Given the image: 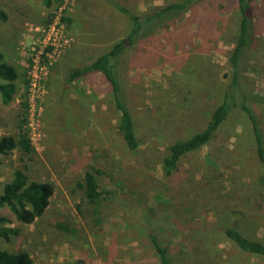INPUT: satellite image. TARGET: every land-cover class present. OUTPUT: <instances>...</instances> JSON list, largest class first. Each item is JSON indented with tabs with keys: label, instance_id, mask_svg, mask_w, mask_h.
I'll return each mask as SVG.
<instances>
[{
	"label": "rangeland",
	"instance_id": "rangeland-1",
	"mask_svg": "<svg viewBox=\"0 0 264 264\" xmlns=\"http://www.w3.org/2000/svg\"><path fill=\"white\" fill-rule=\"evenodd\" d=\"M169 1L60 0L45 7L41 0H0L7 14L0 24V51L18 74L13 100L0 101V135L16 133L19 101L24 97L33 147L29 155L17 150L0 155V190L16 170L54 185L43 214L31 224L15 221L18 235L6 241L0 238L1 248L24 249L33 264H64L74 259L84 264H158L145 227L130 209L144 205L169 213L168 181L156 162L157 152H163L172 138L198 130L206 104L218 101L237 29L233 9L228 5L220 9V0H207L166 28L133 45L125 43L116 68L140 142L134 153L120 137L118 114L102 79L88 75L67 82V75L125 37L130 22L116 5L142 14ZM51 13L54 16L47 24ZM251 57L242 86L264 95V64L257 60L264 58V29ZM259 111L264 119V107ZM253 150L248 120L234 111L210 144L182 159L178 178L195 179L196 193L201 185L216 189V195L218 190L226 192L232 179L256 178L261 172ZM134 158L145 159L149 165V173L143 176L144 195L124 180L125 164ZM91 166L102 171L97 177L102 194L96 205L84 199L78 186ZM204 201L199 196L202 206ZM225 207L219 206L217 215L206 211L197 215L213 254V261L206 264H264V259L240 250L225 237L221 226L232 218V211ZM165 219L155 228L159 236L176 244L177 235L184 238L177 244L176 264H201L197 242L187 246L188 235ZM243 223L248 233L264 235L262 228Z\"/></svg>",
	"mask_w": 264,
	"mask_h": 264
},
{
	"label": "trees",
	"instance_id": "trees-1",
	"mask_svg": "<svg viewBox=\"0 0 264 264\" xmlns=\"http://www.w3.org/2000/svg\"><path fill=\"white\" fill-rule=\"evenodd\" d=\"M59 1L41 0V3L45 7H50ZM205 1L207 0H172L163 5L152 6L142 14L133 12L125 6L116 5L130 22L125 37L114 42L108 50L88 63L74 67L68 72L67 82L88 75H97L102 79L118 114V132L129 152H136L140 142L131 109L123 96L116 68L120 55L125 51V43L129 42L133 45L154 32L166 28L170 23L184 16L193 6ZM223 1L218 2V7L220 9L226 5L232 7L237 19V29L228 55L230 68L222 93L214 104L210 106L206 104L208 110L203 112V125L198 130L172 138L163 152H157L156 162L168 181L165 196L171 198L169 213H165L166 209L144 205L130 209L135 212L134 218L145 227L148 242L158 264H176L178 261L176 254L179 249L177 244L184 242L183 235L176 236L179 242L176 244L171 240H163L155 231L164 216H167L165 219L167 224L174 225L179 233L188 235L187 246L195 245L197 242L201 264H206V260L213 261L211 248L205 240L206 233L201 229L202 219L197 215L205 211L217 215L219 206H226L225 208L232 211L230 221L221 226L225 237L240 250L264 259V235L257 237L248 233L243 223L253 224L264 231V119L259 113L260 108L264 107V95L252 93L242 86L246 64L253 57L251 52L256 47L260 32L264 29V0ZM53 16L52 13L48 15L45 20L47 24ZM6 18L7 14L0 5V24ZM64 19L69 20L66 17ZM257 60L264 64V58ZM17 75L16 68L4 59L0 51V101L4 104L10 103L16 94ZM234 111H240L248 120L254 144L252 155L254 161L261 167V172L256 178L255 176L253 178V175H244L245 179L243 177L239 180L232 179L226 192L218 190L217 195L216 189L212 190L204 185H201L196 193L195 189L193 190L195 179L187 177L184 181L178 178L182 159L204 145L210 144L226 118ZM28 116L29 104L22 97L16 118V133L0 135V155L14 150L22 155H29L33 151ZM124 168L128 170L124 180L144 195L147 187L146 177L143 176L149 173L146 160L134 158V161L127 162ZM101 172V169L91 166L90 169L85 170L82 181L78 182L84 199L94 205L99 202L102 194L97 179ZM53 192L54 185L50 181L29 179L21 170H16L11 178L2 184L0 190V238L6 241L18 235L19 227L13 225L15 221L23 224L35 222L48 206ZM199 196L205 200V206L199 203ZM141 198L145 200V197ZM199 206L203 207L200 211H198ZM235 216L240 220H235ZM58 226L62 225L58 224ZM0 264H33V260L30 253L24 249L10 251L0 247ZM64 264H84V261L74 259Z\"/></svg>",
	"mask_w": 264,
	"mask_h": 264
}]
</instances>
